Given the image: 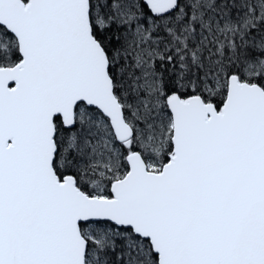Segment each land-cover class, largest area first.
Wrapping results in <instances>:
<instances>
[{
	"label": "snow or ice",
	"instance_id": "obj_1",
	"mask_svg": "<svg viewBox=\"0 0 264 264\" xmlns=\"http://www.w3.org/2000/svg\"><path fill=\"white\" fill-rule=\"evenodd\" d=\"M0 264H264V0H0Z\"/></svg>",
	"mask_w": 264,
	"mask_h": 264
}]
</instances>
